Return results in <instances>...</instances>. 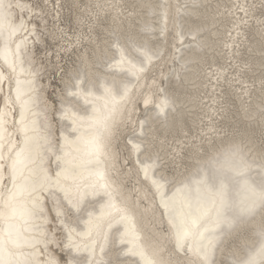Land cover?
Wrapping results in <instances>:
<instances>
[{"label":"bare ground","instance_id":"obj_1","mask_svg":"<svg viewBox=\"0 0 264 264\" xmlns=\"http://www.w3.org/2000/svg\"><path fill=\"white\" fill-rule=\"evenodd\" d=\"M40 1L41 4L38 0H3L4 5H11L4 9L11 24L18 27L22 22L23 28L10 37L5 27L0 35V51L6 47L12 50L7 58L0 55V111L7 117L0 194L7 197L13 187L7 145L11 142L17 148L23 147L25 129L41 144L47 139L53 145H63L65 136L72 140L63 151L74 160L75 171L72 178L65 179L63 160L44 153L43 167L53 180L55 173L61 172L59 183L38 188L35 196L28 199L29 206L32 200L37 205L31 218H10L9 211L3 210L0 233L5 238L8 232L12 233L18 247L11 250L17 258L34 264H44L49 257L60 264L74 259L94 264H142L135 254L142 248L157 261L191 264L197 258L194 253L206 248L207 264H248L264 247V144H259L249 127L239 135L224 136L232 133L217 126L218 120L230 112L226 108L230 104L226 100L224 104L220 102L224 98L220 90L226 82H230L226 88L230 86L234 97L240 96L236 118L248 123L246 126H264V16L254 15L264 0H260L262 4L258 2V8L250 2L247 6L246 0H226L230 6L220 0L222 6L213 0H88L85 13L90 12L91 17L79 14L76 22L81 30L75 31L63 21V0ZM72 1L76 4V0ZM211 2L216 6H212V13L208 8ZM226 18H230V28L224 22ZM102 20L107 21L101 26L106 35L98 38L95 30L105 24ZM249 20H254V26L260 24L252 41L246 39L244 32L252 24ZM224 30L228 32L224 34ZM170 37L177 50L174 60L179 64L172 68V60H168L166 64L172 71L161 69L170 53ZM47 38L59 40L55 57L51 49L40 56L39 47L46 45ZM244 46L256 53L253 60H238V48ZM226 48L228 52H224ZM219 53L226 54L224 58L228 60H220L226 64L213 62ZM66 54H74L76 65H63ZM230 60L232 66L228 64ZM53 62L54 67H65L60 78L64 89L56 90V104L49 95L52 82L47 75ZM208 64L212 67L208 68ZM232 68L236 72L228 74ZM246 72H258L256 86L254 79L249 81L244 75ZM159 74H163L160 78H164V86L168 76L172 78V88L160 84ZM234 84L240 87L234 88ZM155 89L160 93L155 94ZM199 90L204 98L198 96ZM165 98L170 103L161 113L157 106ZM25 101L21 121V105ZM142 104L145 115L138 118ZM199 108L200 112L204 110L202 114ZM201 118L209 127L200 126ZM187 120L199 125L198 134L204 136L196 138V128L195 134L188 136ZM128 124L136 131L126 138L131 144L132 162L125 166L118 142ZM178 130L182 131V138L172 144L174 138L170 136L168 140L166 134H176ZM97 134L107 144L106 155L98 157L89 152L85 143ZM135 145H139L138 150ZM185 148L189 151L186 160L191 162L186 171V166L178 169ZM52 150L56 151V147ZM169 164H176L175 173L167 171ZM145 165L150 166L148 176L162 184L160 191L145 177ZM30 167V179L35 180L38 162ZM98 172H103L105 179H100ZM134 173L135 184L131 187L127 179ZM24 176L29 177L27 170ZM90 185L96 186L95 195ZM76 187L83 196L81 210L68 211V199L75 203ZM178 229L188 233L184 241L185 248L190 249L187 255L177 247ZM70 244L80 246L81 251L70 250ZM85 246L93 252L84 250ZM60 250L67 255L66 261ZM256 264H264V259L257 257Z\"/></svg>","mask_w":264,"mask_h":264},{"label":"snow or ice","instance_id":"obj_2","mask_svg":"<svg viewBox=\"0 0 264 264\" xmlns=\"http://www.w3.org/2000/svg\"><path fill=\"white\" fill-rule=\"evenodd\" d=\"M5 7H11V5H4L3 0H0V35L3 34V31L5 27L9 30V36L15 35V33L23 28V23L21 22L20 26H14L10 22L9 16L5 13L4 9ZM243 10V9H241ZM20 45H16V49H19ZM12 50L9 48H5L2 51H0V55H3L5 58H7V55ZM14 54V53H13ZM146 54V53H145ZM147 55V54H146ZM9 68H11L12 71L15 69L12 68L11 65H9ZM86 83V82H85ZM17 85H19V82H17ZM74 87L77 85L74 84ZM107 91V90H106ZM20 91L19 87H17V96L16 99H20ZM147 103V101H146ZM170 101L165 98L161 100L160 105H158V111L163 113L165 108L169 106ZM27 104V101L24 102V104L21 105V121H23V111L24 107ZM7 117L6 113L3 111H0V169L4 168V149L6 147L5 140H6V133H7ZM25 131V139H24V146L17 148V145L14 143L9 142L7 145V151L10 154V163L8 164V170L10 172V179L12 180L13 187L11 190H9L7 197L0 194V218H3V210H7L10 213V218H20V219H28L31 218L36 210L37 205L36 201H31V206L27 203L28 199L31 197H34L38 188H43L46 184L49 183H59L61 172H56L55 177L56 179L53 180L52 177L48 174L47 170L43 167V164L45 162V155L44 153H48L50 156H55V158L58 161L63 160L65 164V168L62 170L64 174L65 179L72 178V173L75 171L74 166V160L68 159V153H65L63 151V148L65 145H70L73 143L72 140H70L67 136H65L64 144L59 145L57 142L56 145H53L51 141H48L47 139L44 140V143L41 144L37 139L34 137H31L27 134V129ZM104 131H108L107 124L104 125ZM85 143L88 144L89 152L93 155H96L97 157L100 154L106 155V148L107 144L104 142V137L100 134H97L93 136L89 141H86ZM31 146V147H30ZM53 147H56V151H53ZM137 150L139 149V145L134 146ZM14 152V155H11ZM59 152L60 155H57L56 153ZM38 162V175L36 176L35 180L30 179L32 175V169L31 165L37 164ZM99 162V161H97ZM60 165L58 164L57 167ZM149 165L144 166V173L145 177L151 179L152 185L156 188L157 191H160L162 188V184L159 180L155 178H150L148 176V170ZM27 170L29 172V177L24 176V172ZM96 175L100 179H105V174L103 172H98ZM21 181V183L17 184V179ZM92 189V194L95 195L96 193V186L90 185ZM105 188H107V184L104 185ZM76 192V199L75 203L73 204L71 199H68V204L71 206L68 211H71L75 209L76 211L81 210L80 204L81 200L83 199V196L80 193L79 187L75 188ZM87 189L85 190L84 195L86 196ZM68 192L65 190V198L68 197ZM163 199V197H162ZM60 214V213H58ZM125 219L131 220L130 217L125 216ZM11 227V225H9ZM87 234V233H86ZM176 240H177V247L184 252L185 255L188 254L190 249H186L184 245V241L188 235L186 231L177 230L176 233ZM18 247L15 244V241L12 240V233H7V238L4 237L3 233H0V264H34V262L29 261L27 259H20L17 258V253L12 251L11 249ZM74 248L76 252L81 251L80 246L78 245H71L70 244V250ZM84 250L89 251L90 254L93 252V249L89 246H85ZM129 251H132V249H129ZM140 256L142 264H170V262H164V261H157L153 259L151 256H149L142 248H139L137 252L135 253ZM194 255L197 257L196 259H193L191 261V264H207V250L206 248H202L199 251L195 252ZM257 257H260L261 259H264V247H262L256 254V256H253L248 264H256ZM44 264H60V262L53 258L49 257ZM65 264H94V262L86 260V261H80L79 259H74V261L69 260L66 261Z\"/></svg>","mask_w":264,"mask_h":264},{"label":"rangeland","instance_id":"obj_3","mask_svg":"<svg viewBox=\"0 0 264 264\" xmlns=\"http://www.w3.org/2000/svg\"><path fill=\"white\" fill-rule=\"evenodd\" d=\"M40 2L41 1L38 0V4H41ZM68 2L70 3V6H69ZM212 2H216V4H218V6H222V4H220V2H224V4H226V0H220V2H218V0H213ZM212 2H211V4H212ZM230 2H232V0H230ZM248 2H250V4H252V6H254V8H258V2H260V0H246L247 6H248ZM72 4H74V1H72V3H71L70 0H63L64 13H66L63 17V21H66L68 23L71 31L81 30V28L79 26V21L76 22L77 21L76 19L80 17L79 14H83L85 16H88L89 18L91 17L90 12H88L87 15L85 13L86 6H84V4H88V0H76V4H74V6H71ZM260 4H262V2H260ZM90 5H91V3H90ZM226 5L230 6V4H226ZM212 6H214V4H212L211 7H208V8H210V13L214 12V8H216V6H214V8H212ZM93 7L96 8L95 5H93ZM236 8H238V6H236ZM262 8H264V4H262ZM262 8H258V10H256V14H254L255 16H258V18H262V16H264V9H262ZM218 10H220V8H218ZM250 10H252V8H250ZM206 11H208V9ZM239 14H240V16H242V12H239ZM246 16H248V14H246ZM232 18H234V16H232ZM246 18H248V17H246ZM204 21H207V20H204ZM102 22H105V24ZM106 22H107L106 20H104V21L102 20L101 21L102 25H100V27H96L95 32H96V35L98 36V38H102L103 36L106 35V34L102 33L105 30H103V28L101 27V26L107 25ZM224 22H226V26H228L227 28H230V24H231L230 18H226V20H224ZM228 22H229V24H228ZM244 22H246V20H244ZM249 22H252V24H250V26H252V28H250V26H248V30H246V28H244V32L246 31V39H248V41H252V40H255L254 38H256V34L258 33V30H256V26H260V24H256V26H254V20H249ZM232 24H234V22H232ZM218 26H220V25H218ZM223 26H224V24H223ZM244 26H246V24H244ZM83 28H85V27H83ZM218 29L220 30V28H218ZM254 30H256V34H254ZM262 30H264V28H262ZM220 31H222V30H220ZM226 32H228V30H224V34H226ZM260 33L262 34V32H260ZM262 35L264 36V34H262ZM228 36H230V34H228ZM250 36H252V38H250ZM219 37H220V40H224V38H222V36H219ZM169 40L171 43H170V46H168L167 50L170 51V53L166 56V61L161 66V69H165V70H166V68H168V70H170V64H166V62H170V61H168L170 59L172 60V68L176 69L177 66L179 65L178 62H176V60H174V58H175L174 54L177 52V50L175 49V45L172 43V37H170ZM238 40H240V38H238ZM240 42H244V40H240ZM58 43H59V40H57V39L52 40L51 38H47L46 45L39 47L38 51L40 52V56L43 57L44 54L49 49H51V51L53 52L52 56L55 57L56 54H54V52H56V50H54V48H57L56 44H58ZM235 47H236V45H235ZM246 48H248V46H244V48H238V49H240V58H238V60H242V62H246V60H248V58H252V60H253L256 57L255 52H253L252 50H246ZM224 52H228L227 48H226V50H224ZM224 56H226V54H220L219 53V55L217 56V59L216 60L214 59L213 62H217L220 64H226V62H220V60H222V58H224ZM64 58H65L64 62H63L64 66L69 65L70 62L73 63V65H76V62H75L76 57L74 56V54H71V55L66 54V56ZM224 60H228V58H224ZM252 60H250V62ZM237 61H236V66H239L240 64H238ZM55 64L56 63L53 62V64L47 68L48 69L47 75L51 78L50 80L52 82V88L49 91V95L52 98V100L54 101V103L56 104V102H58V98H56V93H57L56 90H63L64 89V86H62L63 81H61L60 78L64 74L65 67L63 69H59V67H54ZM228 64H230V66H232V60H230V62H228ZM209 67H212V66H210V64H208V68ZM228 70H230V68H228ZM246 70H248V69H246ZM170 71H172V70H170ZM234 72H236V68H232V72H228V74H234ZM155 74L156 73H154L153 75H155ZM228 74H226L227 80H228ZM257 74H258V72H256V74H251L250 72H246V74H244V75L248 76L249 81H250V78H252V80L254 79V86H256ZM262 75H264V71L262 72ZM160 76H163V74H159V80H160V84H162V86H164V78H160ZM230 78H232V76H230ZM170 80H172V78H170V76H168V80H166V86H164V88L165 87L166 88L167 87L172 88V84L170 83ZM226 84H230V82H226ZM226 84H223L222 86H224V88H222V90H220V92L221 91L224 92L223 94H224L225 99L222 98V96H220V94H218V92H216V96L219 95V97L222 98V100H220V102H223L222 104H224V100H226V102H228V104H230V106H226V108H228V110H230V112H226V114H224L226 116L224 118H228V120H224V118H220V120H218V118H212V120H218L217 128H220V130H222V128H224L225 129L224 132L232 133V134H224V136H226V135L232 136L234 134L239 135L241 132H243L244 128L247 129L249 127L253 130V136L259 142V144L260 145L264 144V126L262 124H259V125L251 124L250 126H246V124H248V123L240 121L239 118H236V114H238V116H239V112H240V110H238V106H240V104H238V102H237V100H238V98H240V96H238V98H235L234 92H232V90H230V86H228V88H226ZM208 86H210V84H208ZM236 86H238V88L240 87L239 84H234V88H236ZM210 90H212L211 86H210ZM190 92H192V91H190ZM200 92H202V90L198 91V96H200V98H204V96H202V94H200ZM206 92H208V88H206ZM230 92H232V94H230ZM154 93L158 94V93H160V90L155 89ZM240 93L241 92H238V94H240ZM226 94H228V96H226ZM244 100H246V96H244ZM203 103H206V102H202V104ZM139 104L141 105L140 102H139ZM142 106H144V105L142 104ZM220 107H222V106H220ZM144 110H146L145 106H144V108H142V110L137 111V117L138 118L141 117L142 114H144ZM198 112L200 114H202V112H204V110H202V112H200V108H199ZM220 112H222V110H220ZM228 114H230V116H232L231 120H230V116H228ZM194 119L196 120V118H194ZM200 120H202V118ZM190 122H192V120H187V122H186V127L188 129L186 134H188V136H192V134H195V128H196V135H197L196 138H198V136H200V138L202 136H204V134H198V132H200V130H198L199 125L194 126V124H190ZM206 122H208V120H206ZM214 123L216 124V122H214ZM196 124H198V122H196ZM127 126H128L127 129L125 130V132L123 133L122 137L120 138V140L118 142V149H119L118 151L120 153L121 163L124 164V162H126V164H124L125 166L128 165V162H132L131 161L132 158H130V152L132 151V149H130L131 144H128V139L126 142V138H128V136H130L132 134V132L136 131V128H134L132 126V124H128ZM193 126H194V128H193ZM200 126H202V128H204V126H208V124H204V120H202V123H200ZM260 126L262 128H260ZM220 130H218V131L220 132ZM180 132H182V131L178 130V131H176V134H172L171 132H168L166 134L168 140H170L169 138H170V136H172V138H174V140H172V144H174V142H176V138H182V136H180ZM186 134H184V138H188V136H186ZM182 141H184V140H182ZM192 141H196V140H192ZM167 144H168V142H167ZM172 144H170V148H172ZM170 148H168V149L170 150ZM184 154L185 155L180 159L181 160L180 161L181 167L178 166V169L182 170V166H184V167L186 166L184 168V171H186L188 169V166H190V164H191L190 160H186L187 156L189 155V151H187L186 148L184 149ZM124 157L125 158L127 157L126 161L123 160ZM188 162H190V164ZM176 164H178V162ZM176 164L167 165V168H166L167 171L170 173H175ZM134 175H135V173L133 175L129 176V179H127V181H128L127 183L131 187H133V185L135 184L134 180H132ZM59 253H60V256L62 257L63 261H66L68 259V258H66L67 255H65L64 252H62L60 250Z\"/></svg>","mask_w":264,"mask_h":264}]
</instances>
